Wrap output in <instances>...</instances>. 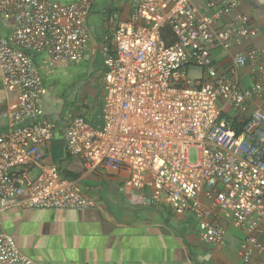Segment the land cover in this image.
<instances>
[{
    "label": "built area",
    "instance_id": "2783aa9c",
    "mask_svg": "<svg viewBox=\"0 0 264 264\" xmlns=\"http://www.w3.org/2000/svg\"><path fill=\"white\" fill-rule=\"evenodd\" d=\"M94 1L0 0V16L15 22L10 38H0V74L4 86L19 93L17 108L0 113L7 121L0 133V213L97 206L58 165L42 163L59 124L40 115L45 83L34 61L45 52L58 62L81 60ZM132 6V16L116 20L102 45V124L73 118L64 131L67 154L88 173L99 166L127 173L126 191L150 187L153 203L164 196L176 214L190 212L204 244L224 242L215 213L226 212L235 228L247 231L242 263L264 264L255 259L264 254L255 235L264 232V106L250 109L253 100L264 101V48L233 56L234 70L252 67L251 87L220 72L210 49L229 51L256 38L258 27L237 13L218 28L227 12L223 0H132ZM166 27L170 45L162 35ZM191 66L200 68V79H189ZM225 108L244 117L240 133L223 117ZM0 264H37L1 220Z\"/></svg>",
    "mask_w": 264,
    "mask_h": 264
},
{
    "label": "crops",
    "instance_id": "0c3cea01",
    "mask_svg": "<svg viewBox=\"0 0 264 264\" xmlns=\"http://www.w3.org/2000/svg\"><path fill=\"white\" fill-rule=\"evenodd\" d=\"M54 1L68 5L77 0ZM223 2L227 12L218 28L235 14L243 13L259 32L256 38L229 51L213 45L211 53L220 72L234 83L251 87L255 81L252 67L234 70L233 56L252 46L264 48V0ZM132 14V0H95L88 20L90 39L81 60L58 62L47 52L34 55L45 91L52 96V102L51 96H44L41 117L51 118L59 104L55 117L59 127L55 139L43 150L42 163L58 165L78 190L95 199L97 206L90 210L10 208L0 213L2 228L37 264H243L239 254L247 231L235 228L226 212L215 213L226 230L224 242L217 246L204 244L190 212L176 214L164 196L153 203L150 187L126 191L123 186L127 173L103 166L88 173L79 158L67 154L64 131L73 118L83 116L96 127L102 124V45L106 36L113 35L116 20H127ZM14 25L12 18L0 16V38L9 39ZM18 102V91L6 88L0 74V113L15 110ZM258 106H264V101L255 99L250 103V109ZM224 114L230 119H244L230 108H225ZM6 131L7 121L0 118V133ZM200 200L208 205L203 196ZM255 235L264 243V232ZM255 259L264 263V254L256 253Z\"/></svg>",
    "mask_w": 264,
    "mask_h": 264
},
{
    "label": "trees",
    "instance_id": "16d2710c",
    "mask_svg": "<svg viewBox=\"0 0 264 264\" xmlns=\"http://www.w3.org/2000/svg\"><path fill=\"white\" fill-rule=\"evenodd\" d=\"M162 33H163V34H162V35H163V38H164V40L166 41V43H167L168 45L174 43V38L172 37L171 29H170L169 27H166V28L162 31ZM223 117H224L225 119L228 120L229 125H230V126H231V127L237 132V133H240V132L243 130L245 124H246V121H245L243 118H241V119L238 118L239 120H236V119H230V118L228 117L227 114H224ZM237 117H238V116H237Z\"/></svg>",
    "mask_w": 264,
    "mask_h": 264
},
{
    "label": "rangeland",
    "instance_id": "374dc122",
    "mask_svg": "<svg viewBox=\"0 0 264 264\" xmlns=\"http://www.w3.org/2000/svg\"><path fill=\"white\" fill-rule=\"evenodd\" d=\"M188 77L192 81L198 80V79H200L202 77V71L200 70V68L191 66L190 69L188 70ZM44 96H45V98H48L49 96H51L50 95V92L49 91L48 92L45 91ZM50 101L52 102V96L50 98ZM58 107H59V104L58 105L56 104V108H55L54 111L57 112L56 109H58ZM56 112H53V114H51L50 117L55 118L56 117ZM191 156H192V159L193 160L196 159V152H195V150H192L191 151Z\"/></svg>",
    "mask_w": 264,
    "mask_h": 264
}]
</instances>
